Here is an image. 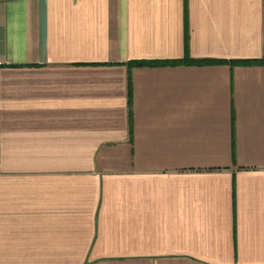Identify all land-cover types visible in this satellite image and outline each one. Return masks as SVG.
Here are the masks:
<instances>
[{
    "label": "crops",
    "instance_id": "crops-1",
    "mask_svg": "<svg viewBox=\"0 0 264 264\" xmlns=\"http://www.w3.org/2000/svg\"><path fill=\"white\" fill-rule=\"evenodd\" d=\"M0 264H264V0H0Z\"/></svg>",
    "mask_w": 264,
    "mask_h": 264
},
{
    "label": "trees",
    "instance_id": "trees-1",
    "mask_svg": "<svg viewBox=\"0 0 264 264\" xmlns=\"http://www.w3.org/2000/svg\"><path fill=\"white\" fill-rule=\"evenodd\" d=\"M207 62H217V60H195L193 63H207ZM171 63H173V64H181V63H183V61H177V62H171ZM147 64H149L148 62H132V63H130V66H137V65H147Z\"/></svg>",
    "mask_w": 264,
    "mask_h": 264
}]
</instances>
